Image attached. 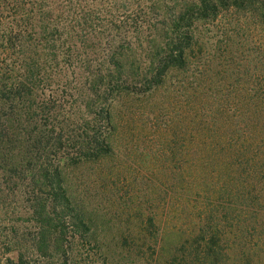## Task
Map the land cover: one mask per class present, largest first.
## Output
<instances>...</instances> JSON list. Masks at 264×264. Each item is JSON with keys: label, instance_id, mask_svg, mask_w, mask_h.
Wrapping results in <instances>:
<instances>
[{"label": "trees", "instance_id": "1", "mask_svg": "<svg viewBox=\"0 0 264 264\" xmlns=\"http://www.w3.org/2000/svg\"><path fill=\"white\" fill-rule=\"evenodd\" d=\"M139 126L158 130V169L200 166L227 192L193 205L184 239L158 225L164 198L121 191L115 165L86 193L72 183ZM258 227L264 0H0V264H252Z\"/></svg>", "mask_w": 264, "mask_h": 264}, {"label": "rangeland", "instance_id": "2", "mask_svg": "<svg viewBox=\"0 0 264 264\" xmlns=\"http://www.w3.org/2000/svg\"><path fill=\"white\" fill-rule=\"evenodd\" d=\"M224 22L225 20H223L222 25H224ZM261 33L262 31H251L254 37L260 36ZM248 40L250 41L252 38ZM180 104L181 103H179V105ZM153 109H155L153 106L143 109L144 114L148 113L149 118H151L150 122L153 121L152 114H150ZM142 118H144V116L141 117L137 114L131 121L135 123V125H140L138 119ZM157 133L158 130L153 131V129H144L139 126L133 138L131 150L121 147V150L118 149L116 160L111 163V160L104 161L102 165H98L100 168L98 170L96 168L95 173L93 172L94 170L92 171L93 173L91 170H87V165L85 166L86 168H84L83 165L82 169H80L82 172L78 174L76 172V176L74 175L75 179L72 180V183L78 193H86L87 185H90L91 188L98 185L101 175L105 174L103 175V179L107 181L114 178V174H106V169L115 165V168L111 171L112 173L114 171L119 173L118 177L119 181H121V191L124 192L126 190L129 194H133V200L135 201H138V199L141 198L140 196L143 195H151L153 197V194H158L159 197L164 198L165 203L163 206L159 205L155 208L152 207V209H154L153 212L158 213V225L166 232L172 229L174 232L179 231L182 239H184L187 237V233L191 231L195 209H200L193 205L199 204L203 206V199L215 200L217 199L216 197L225 199L228 197L227 192L222 189L221 185L223 183L217 175H214L215 173L205 179L203 176L205 170L200 166H197V172H192L191 174H187L186 171L182 169L176 171V174L173 176L179 178L183 176V178L177 180L172 178L173 176H171L170 170L165 171L164 169V171H162L158 169V166L155 164L159 163L158 159L160 155L154 157L156 151L161 148L156 136ZM166 134L168 135L167 137L170 138V130ZM179 144L181 146V142ZM152 156L154 158H151ZM148 158L152 159L150 163L148 162ZM101 172H103V174H101ZM116 173L115 176H117ZM175 180L182 184V187L172 191L169 185L172 186ZM92 192H94V190H91V193ZM215 212L217 214L216 218L219 220L220 226L225 230L226 236L232 240L235 239V235L238 233L235 231L237 227L236 224L231 221L233 216L232 211L224 204L223 208L219 206ZM202 217L204 220L207 219V215L205 214H202ZM246 224H248V226L256 225L250 220H247ZM174 236L176 237V235ZM248 243L250 248L247 253V258L252 264H264V233L261 231L260 227L253 232L252 238L249 237Z\"/></svg>", "mask_w": 264, "mask_h": 264}]
</instances>
